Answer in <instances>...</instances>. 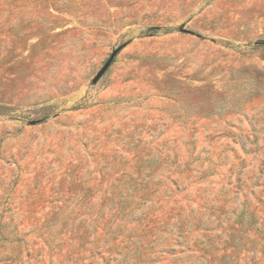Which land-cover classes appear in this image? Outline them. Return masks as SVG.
I'll list each match as a JSON object with an SVG mask.
<instances>
[{
    "label": "rangeland",
    "instance_id": "374dc122",
    "mask_svg": "<svg viewBox=\"0 0 264 264\" xmlns=\"http://www.w3.org/2000/svg\"><path fill=\"white\" fill-rule=\"evenodd\" d=\"M0 264H264V0H0Z\"/></svg>",
    "mask_w": 264,
    "mask_h": 264
},
{
    "label": "water",
    "instance_id": "95a60500",
    "mask_svg": "<svg viewBox=\"0 0 264 264\" xmlns=\"http://www.w3.org/2000/svg\"><path fill=\"white\" fill-rule=\"evenodd\" d=\"M114 58H115V55H113L112 57H111V59L109 60V62L107 63V65L105 66V68L102 70V72L100 73V76L99 77H101L107 70H108V68L111 66V64H112V62H113V60H114Z\"/></svg>",
    "mask_w": 264,
    "mask_h": 264
}]
</instances>
